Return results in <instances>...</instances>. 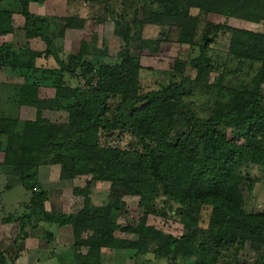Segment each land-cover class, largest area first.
I'll use <instances>...</instances> for the list:
<instances>
[{
  "label": "trees",
  "instance_id": "obj_1",
  "mask_svg": "<svg viewBox=\"0 0 264 264\" xmlns=\"http://www.w3.org/2000/svg\"><path fill=\"white\" fill-rule=\"evenodd\" d=\"M44 1L0 5V37L17 29L12 21L16 14L22 17L19 28L25 39L44 44L43 50H33L28 42L21 47L0 43V69L22 80L14 87L13 102L35 109L34 119L20 127L15 117L0 115V167L17 178L25 201L17 211L19 237L39 223L70 226L74 264H101V249L130 252L134 264L152 258L167 264H264V205L252 211L244 200V191L252 196L256 183L247 168L257 167L264 179V29L207 24L194 45L198 17L190 12L259 23L264 21V0H139L133 13L140 9L142 18L130 22L124 17V0H67L77 8L76 15L63 18V28H80L85 19L112 22L121 42L114 63L103 61L105 51L88 58L85 41L60 57L53 40L56 24L29 10ZM79 6L85 12L79 14ZM147 20L175 28L178 42L196 46L197 54L175 59L168 82L144 91L132 51L157 50L165 41L161 34L158 40L141 37ZM224 33V60L216 64L209 45ZM49 57L56 68L37 65V59ZM187 67L193 76L185 74ZM42 87L51 88L52 97L40 98ZM197 92L208 96L203 115L192 105ZM43 111L66 117L51 122ZM226 131L233 137L227 138ZM41 165H58L60 180L89 176L83 187L72 188L83 199L76 213L46 210L48 192L38 180ZM92 181L109 184L99 206L89 198ZM124 196L138 198L141 215L135 223L117 222ZM149 215L176 221L180 235L148 225ZM46 234L50 242L53 235ZM246 243L249 256L239 263L237 255ZM81 247L84 254H76ZM0 264H6L1 252Z\"/></svg>",
  "mask_w": 264,
  "mask_h": 264
},
{
  "label": "rangeland",
  "instance_id": "obj_2",
  "mask_svg": "<svg viewBox=\"0 0 264 264\" xmlns=\"http://www.w3.org/2000/svg\"><path fill=\"white\" fill-rule=\"evenodd\" d=\"M124 17L125 20L130 22L132 19L142 18V12L139 9L136 14L133 10L140 7L139 0H124ZM0 5L5 8L13 6V0H0ZM77 5V4H76ZM78 6V5H77ZM80 7V6H79ZM77 7L67 0H45L39 4H31L29 6L30 12L35 15H40L48 18L56 24L55 32L53 33V40L58 48V54L63 59L67 54L76 51L81 41H85L89 45L88 53L91 56L88 58L93 59V54L99 51H105L103 54V61L114 63L115 54L119 45L120 39L117 38L113 31L114 27L111 21L104 23L96 22L95 20L85 19L82 27L80 28H63V18L67 15H76L75 9ZM85 9L80 7V12H85ZM191 14L198 17L197 30L194 34L192 43L198 45V38L202 27L207 24H223L227 27L239 28L252 32H262L264 29V21L259 23H252L242 19L224 17L214 13H199L196 10H191ZM12 21L17 29L9 35L0 37L2 41H10L15 47H21L24 43L28 42V46L33 50H43L44 44L39 39L26 40L23 31L21 30L23 21L22 17L14 14ZM141 37L145 40H158L160 34L163 35L165 41H161L159 49L132 52L136 56V61L141 67L140 72V85L142 90L147 91L156 89L162 84H166L169 79L173 62L175 59H187L197 54V47L190 46L186 43H180L177 40V31L173 27H168L167 24L160 25L155 22L147 20L140 29ZM198 36V37H197ZM194 40V41H193ZM195 42V43H194ZM227 34L218 35L209 45L208 55L216 64H220L224 60L225 51L227 48ZM136 48V43L132 45ZM37 65L46 68H56V65L51 57L37 59ZM189 74L193 76V71L188 67L185 68ZM185 71V70H184ZM218 71L211 74V79L217 75ZM184 74V75H185ZM22 80L13 76L7 69H0V115L11 116L17 119V126L20 127L25 120H32L35 117V109L29 106H17L13 102L14 87L21 83ZM74 85L75 81H70ZM262 98L264 99V87L261 89ZM53 95V90L49 87H42L39 90L40 98H50ZM208 96L203 93H196L191 98L193 107L198 114L203 115L206 113V107L209 105L206 100ZM42 116L51 122L60 123L65 120L66 114L61 112L43 111ZM227 132V138L233 137L231 131ZM1 155V154H0ZM250 176L256 178V183L253 187L252 196H248L247 191H244L245 208L252 211H259L264 205V179L262 172L255 166L249 168ZM38 180L40 186L48 192V201L45 203V208L49 212L56 213H76L82 206V197L73 195L72 188L83 187L89 176H81L74 180H60L58 165H41L38 167ZM109 184L107 182L92 181L89 189V198L92 205L99 206L106 200L108 194ZM122 200L125 208L119 213L117 222L119 223H135L141 215V211L137 208V197L124 196ZM25 201L23 199V190L17 178L12 174H4L0 167V225L9 227H17L16 218L18 216V207ZM146 223L153 226L155 229L173 236H179L181 233V225L176 221L170 219H163L149 215ZM39 230L58 232V242L66 244L64 247H57L54 242H48L47 236L42 234V238L38 246L41 250L37 256V264H74L75 257L73 256L71 246L70 226L58 227L54 224L39 223ZM9 230V229H8ZM16 231V230H15ZM8 241L12 239L10 231H8ZM123 239H136V236L129 234H119ZM24 242V243H23ZM46 243H50V249H46ZM17 249L23 250V245H28L27 240L17 239ZM70 245V246H69ZM6 248V245H2ZM57 247V248H56ZM55 253L49 255L51 251ZM100 259L101 264H134L132 253L121 250L101 249ZM50 251V252H48ZM78 251L84 254L85 248L81 247ZM149 256V255H148ZM249 256L248 243L245 244L244 249L237 255V261L243 262ZM264 257V256H263ZM262 257V258H263ZM151 258V257H149ZM9 263L11 261L9 260ZM12 264V263H11ZM146 264H167L165 259L152 258Z\"/></svg>",
  "mask_w": 264,
  "mask_h": 264
},
{
  "label": "crops",
  "instance_id": "obj_3",
  "mask_svg": "<svg viewBox=\"0 0 264 264\" xmlns=\"http://www.w3.org/2000/svg\"><path fill=\"white\" fill-rule=\"evenodd\" d=\"M17 223V222H16ZM9 229V230H8ZM39 225L36 226H27L24 229V233L26 234V236L24 238H21L22 240H27L28 245H23L21 251H19V249H17V246H19L17 244V239L20 238L18 233H19V226L17 224V227L15 229V227H7L6 225L2 226L0 225V252L2 253V255L6 258V264H37V256L38 253L40 252L41 248L40 246H38L40 241V238H42L44 235L46 234V231H41V232H36L37 230H39ZM16 230V231H15ZM8 231H10V235L12 236V239L10 241H8ZM71 231V230H70ZM53 235L52 240H50V242H54V244L57 247H64L66 246V244H60L58 242V232L53 233L52 231H50ZM43 234V236H42ZM71 235V245L73 243V236H72V232H70ZM48 238V236H47ZM49 240V239H47ZM24 243V242H23ZM2 245H6V248L2 247ZM50 243H46V249H50ZM70 246V245H69ZM56 247V248H57ZM102 251V250H101ZM100 251V254H101ZM50 252V251H48ZM55 253V250L53 248V251H51V253L49 255L53 256L52 254ZM77 253H81V251L76 252ZM73 256L75 257L74 251H73ZM101 257V256H100ZM9 260L11 261V263H9Z\"/></svg>",
  "mask_w": 264,
  "mask_h": 264
}]
</instances>
